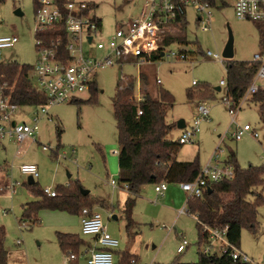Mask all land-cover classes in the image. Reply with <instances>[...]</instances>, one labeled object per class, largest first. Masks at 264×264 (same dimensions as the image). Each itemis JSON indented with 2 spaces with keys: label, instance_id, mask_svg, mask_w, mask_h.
<instances>
[{
  "label": "rangeland",
  "instance_id": "rangeland-1",
  "mask_svg": "<svg viewBox=\"0 0 264 264\" xmlns=\"http://www.w3.org/2000/svg\"><path fill=\"white\" fill-rule=\"evenodd\" d=\"M94 5L92 14L101 21L102 31L97 34L95 43L86 49H95L98 41L107 42L121 24H127L141 14L144 0H75ZM220 0L212 10L214 22L209 31L204 32L196 22V13L189 10L188 25L185 30L187 45H170L166 56L160 61L145 63L142 66L125 63L98 70L94 80L98 93L94 102L89 103L91 94L79 96L78 103H64L50 110L54 121L44 120L36 141L26 140L16 143L5 139L0 141V189L12 182H19L16 194L0 192V228L4 231V247L8 252V264H87L82 246L79 259L69 260L58 243L59 234H73L86 244L93 237L82 234L80 215L42 209L38 213L39 223L23 219L24 206L37 200L28 188V176L21 173L23 165H36L40 177L35 181L41 190L68 187L79 181L82 189L90 192L93 198H103L108 207L95 206L94 211L101 213L108 231L120 241L114 264H124V256L137 259L136 264H172L179 260L183 263L198 261V253L205 246L199 244L197 221L193 215L178 217V211L187 203V194L180 192L178 183L168 184L169 196H159L156 185L147 184L140 188L137 195L131 196L120 183L117 120L114 110V98L118 91L119 72L122 79L135 82L134 95L143 96V89L157 97L160 88L169 91L175 98V106L167 114V123L177 126L184 120L192 126L197 117L196 106L207 103L210 107V120L201 122L200 133L195 143L184 145L178 154L181 161L199 159L204 168L214 154L220 155L225 163L231 152L242 168L264 167V124L261 123L256 105L249 102L232 119L229 108L224 104L226 87L220 92L221 81H226V64L229 60L218 62L207 58L206 53L220 55L229 40V30L234 39V58L231 61H253L261 53L256 23L239 20L232 7V0ZM20 11V13H18ZM0 37H17L19 42L13 47L2 50L1 63H18L20 66L34 67L37 61L35 47V1L7 0L0 3ZM179 28H173L169 35L178 36ZM183 47V48H182ZM183 49L187 59L169 57L170 52L179 53ZM188 48V51H185ZM181 49V50H182ZM98 56L102 53L97 52ZM145 78V87L142 84ZM160 80V84L157 83ZM34 83V81H33ZM210 89L214 99L189 101L187 92H204ZM137 99V98H136ZM28 110L21 107L16 116L20 123L27 122L23 115ZM251 125L259 134L254 138L246 134L237 141L233 135ZM179 129L174 128L167 136L168 140H178ZM47 148V151L43 150ZM115 179L121 187L113 188L110 182ZM263 201L259 205V228L254 234L245 229L241 235L239 250L255 261H264V189L258 188ZM135 199L133 209L134 226L127 231L124 214L125 203ZM177 200L181 207L174 210ZM249 200H254L253 196ZM7 212L4 214V212ZM116 216L117 220L113 217ZM25 222L27 227L20 228ZM185 238L190 246L184 252H177ZM20 241V244H18ZM212 254L221 255L222 242H213ZM74 253V252H73ZM131 260V261H132ZM130 263V261H129ZM128 263V264H129ZM127 264V263H126Z\"/></svg>",
  "mask_w": 264,
  "mask_h": 264
},
{
  "label": "built area",
  "instance_id": "built-area-1",
  "mask_svg": "<svg viewBox=\"0 0 264 264\" xmlns=\"http://www.w3.org/2000/svg\"><path fill=\"white\" fill-rule=\"evenodd\" d=\"M35 4L37 61L30 75L33 88L43 93L48 102L46 105L27 107L28 110L23 116L28 121L18 122L16 116L23 106L12 102L11 95L8 93L9 82L4 74H0V141L5 139L16 143H23L26 140L36 141L40 124L44 120L49 123L54 121L50 114L51 108L78 101L79 96L90 94L93 87L97 85L94 77L98 70L112 66L122 68L125 63L142 66L152 62L151 59L155 55H160L162 59L166 56L168 48L164 46L165 37L175 28L179 19L188 22V11L193 10L196 13L197 24L206 32L211 29L214 22L212 10L215 7L209 0H144L138 18L118 26L109 41H98L95 49L87 50L86 46L93 45L97 34L102 31L101 21L92 14L93 4L75 0H35ZM232 7L239 20L264 22V0H232ZM2 24L0 19V27ZM18 42L17 37H0V60L2 50L13 47ZM182 48L179 53L170 52L167 56L187 59ZM97 52L102 54L98 56ZM206 57L218 62L224 61L220 55H213L211 52H207ZM253 61L258 62L260 67L242 99L234 102L227 94L223 98L232 119L251 102L252 97L260 89H264V54L262 52L256 54ZM157 83L160 84V80H157ZM220 86L226 87V81H221ZM134 99L139 104L144 97L134 95ZM139 115H142L141 110ZM204 120H210V107L207 103H200L197 105V117L193 125L185 127L178 138L180 144L195 143L200 133L201 122ZM246 134L259 138L258 132L251 125H244L233 137L239 141ZM43 150L47 151V148L43 147ZM220 157L214 154L209 163L201 168L194 181L179 184L187 194V201L192 198H203L210 189V185L234 177L233 165L229 161L221 162ZM20 171L32 177L34 181L40 177L36 165H23ZM110 184L113 188L121 187L115 179ZM20 186L19 182H10L3 186L0 192L9 191V196L13 197ZM121 188L128 190L129 186L125 184ZM167 190L166 182L159 183L155 187V192L159 196H164ZM44 193L50 197L57 195L56 190L50 188H46ZM6 213L5 211L4 214ZM178 214L179 216L190 215L187 204ZM81 217L82 234L93 237V242L84 252L87 264H114L115 252L119 249L120 241L108 231L99 212L84 209ZM26 227L25 222L20 223L21 229ZM227 233V227L221 230L204 226L202 236L208 243L203 252L212 254L213 242L221 241V255L228 254L235 262L264 264V261L259 263L238 248L232 247L227 239ZM189 245V242L183 238L177 252L183 253ZM79 257L73 253H69L68 256L71 261H76ZM136 262L133 259L130 264H136Z\"/></svg>",
  "mask_w": 264,
  "mask_h": 264
},
{
  "label": "trees",
  "instance_id": "trees-1",
  "mask_svg": "<svg viewBox=\"0 0 264 264\" xmlns=\"http://www.w3.org/2000/svg\"><path fill=\"white\" fill-rule=\"evenodd\" d=\"M7 0H0L5 3ZM35 1V0H34ZM213 6L218 0H209ZM223 2V1H221ZM89 3V2H88ZM92 4V3H90ZM223 4H225L223 2ZM36 7V4H35ZM259 34V47L264 54V22H254ZM188 23L179 19L176 28L178 36L167 35L164 46L169 47L178 43L187 45L185 30ZM152 62L162 60L160 55L152 57ZM260 64L254 61H228L226 64V94L234 102H239L251 85ZM31 66H20L18 63L0 64V74H4L9 82L12 102L23 107L46 105L47 97L32 86ZM145 78L142 84L145 87ZM134 80L119 79L118 91L114 98V110L117 120L119 177L121 184L129 186L131 196L137 195L140 188L147 184L157 185L162 182L168 184L192 182L201 170L199 159L182 162L177 160L184 145L178 140H168L167 136L176 128L167 123V114L175 106L174 96L167 90L160 88L157 97L143 89L144 100L137 103L134 99ZM12 88V90H11ZM98 93L97 85L91 91L89 103L94 102ZM189 101L200 102L214 99L210 89L204 92L188 91ZM78 103V101H72ZM70 102V103H72ZM251 102L257 106L259 117L264 124V89L256 93ZM142 115H139V111ZM234 167V177L217 184L210 185V189L203 198H192L187 201L190 215L197 221L199 244L207 245L203 238V227L214 229L228 228L227 239L232 247L239 249L243 230L248 229L256 234L259 228V205L263 201L258 188L264 189V167L242 168L234 152L228 158ZM28 188L37 198L36 201L24 206L23 219L39 223L38 213L42 209L66 212L71 215H80L84 209L91 212L95 206L108 207V202L103 198H93L82 194V185L79 181L73 182L68 187L60 186L57 195L50 197L41 190L38 184ZM253 196L254 200H249ZM135 199L129 198L125 203L124 214L127 220V231L133 226L132 213ZM23 223V222H21ZM4 231L0 228V264H8V252L4 247ZM58 243L64 253L74 252L79 256V249L86 243L73 234H59ZM232 250V249H230ZM130 256H124V264L131 261ZM130 264V263H129ZM172 264H246L242 261L235 262L228 254H206L200 250L198 261L183 263L175 260Z\"/></svg>",
  "mask_w": 264,
  "mask_h": 264
},
{
  "label": "water",
  "instance_id": "water-1",
  "mask_svg": "<svg viewBox=\"0 0 264 264\" xmlns=\"http://www.w3.org/2000/svg\"><path fill=\"white\" fill-rule=\"evenodd\" d=\"M18 13H20V11H18ZM185 51H188V48H185ZM223 58L226 60H229V61H231L234 58V39H233V35H232L230 30H229V40H228L227 45H226L224 52H223ZM119 79H121V72H119ZM216 91L220 92L221 87H217ZM177 128L180 130L184 129L185 128V121L184 120L179 121L177 124ZM34 184H35V181L33 180V178L28 177V185L32 186ZM81 191H82V194L84 196H87L90 194V192L87 190L81 189ZM114 218H116V217H114Z\"/></svg>",
  "mask_w": 264,
  "mask_h": 264
},
{
  "label": "crops",
  "instance_id": "crops-1",
  "mask_svg": "<svg viewBox=\"0 0 264 264\" xmlns=\"http://www.w3.org/2000/svg\"><path fill=\"white\" fill-rule=\"evenodd\" d=\"M221 90H222V87H221ZM227 90V89H226ZM252 103V102H251ZM196 113H197V106H196ZM210 115H211V112H210ZM185 127H188V125L186 124V122H185ZM176 129H178L177 128V126H176ZM180 130V129H179ZM182 130L183 129H181L180 131H179V134L181 135V133H182ZM180 137V136H179ZM118 155V154H117ZM177 160L178 161H181V160H179V158H178V156H177ZM182 162H187V161H182ZM28 184V183H27ZM8 185V184H7ZM6 186V185H5ZM166 192H168L166 195H165V200H168V196H169V188H168V190L166 191ZM180 192H181V194L183 195L185 192L180 188ZM128 199V198H127ZM186 202H187V200H186ZM180 207H181V205H180V203L177 201V200H175L174 201V204H173V208H174V210H179L180 209ZM180 211V210H179ZM179 211H178V213H179ZM101 214V213H100ZM132 215H133V213H132ZM114 217H116V216H114ZM113 217V218H114ZM178 217H179V214H178ZM114 219H116L117 220V217L116 218H114ZM82 220V219H81ZM135 224V223H134ZM129 232V231H128ZM90 243H87V244H85L84 246L87 248V246L89 245ZM190 246V245H189ZM189 246L187 247V249L189 248ZM186 249V250H187ZM185 250V251H186ZM184 251V252H185ZM118 251L116 250V252H115V254L117 253ZM183 252V253H184ZM179 254H181V253H179ZM136 261H137V259L136 258H134Z\"/></svg>",
  "mask_w": 264,
  "mask_h": 264
}]
</instances>
